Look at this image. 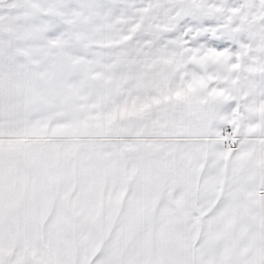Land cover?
<instances>
[{
	"label": "snow or ice",
	"instance_id": "1",
	"mask_svg": "<svg viewBox=\"0 0 264 264\" xmlns=\"http://www.w3.org/2000/svg\"><path fill=\"white\" fill-rule=\"evenodd\" d=\"M0 264H264V0H0Z\"/></svg>",
	"mask_w": 264,
	"mask_h": 264
}]
</instances>
